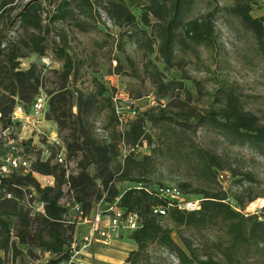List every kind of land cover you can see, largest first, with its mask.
Returning <instances> with one entry per match:
<instances>
[{
  "label": "rangeland",
  "instance_id": "374dc122",
  "mask_svg": "<svg viewBox=\"0 0 264 264\" xmlns=\"http://www.w3.org/2000/svg\"><path fill=\"white\" fill-rule=\"evenodd\" d=\"M52 1L50 5L49 0H14L0 7V33H5L8 19L24 7L43 6V29L23 25L17 16L4 37L1 49L7 52L15 47L24 56L18 68L34 66V71L18 95L16 85L6 78L0 55V119L3 127L10 126L15 135L25 138V153L45 161L38 148L42 138L30 125L14 122L12 113L16 104L24 112L31 111L40 93L48 97L40 128L57 132L68 150L70 144L73 147L71 184H64L67 177L60 165L55 173L61 181L59 202L67 209L64 235L68 241L75 230L80 239L87 229L77 210H71L75 201L87 214L92 195L94 204L107 201L113 185L123 194L141 185L175 184L186 199L203 201L207 193L218 192L237 212L230 219L218 213L200 227L198 216L188 226L176 225L169 216L161 218L189 257L185 264H264V148L241 142L209 122L226 120L235 111L247 114L250 124L264 132V38L261 41L237 13L248 10L252 17L263 19L264 26V0H188L183 19L213 13L215 32L207 42H197L177 29L170 63L160 51L161 28L154 16L150 15L149 25L144 24V6L150 0H90L84 5L83 0H69L65 19H55L47 32V23L63 0ZM120 4L136 15L135 27L115 22ZM37 37L45 47L44 55L31 53ZM61 47L77 63L73 79L65 75V59L57 55ZM202 116L209 120L198 123L197 117ZM130 131L133 134L128 135ZM76 134L81 146L74 142ZM135 134L138 139L133 138ZM86 155L93 160L89 166ZM219 170L227 171V183L218 181ZM85 171L97 176L96 183L83 181ZM97 186L102 194H93ZM31 214L35 227L37 215ZM9 220L16 233L19 219L11 216ZM35 231L29 242L34 241ZM126 234L122 232L109 244L90 246L83 255L87 264H182L175 253L159 245L134 262L132 252L138 245ZM51 258L52 253L33 242L26 252L14 253L13 263L51 264Z\"/></svg>",
  "mask_w": 264,
  "mask_h": 264
},
{
  "label": "trees",
  "instance_id": "16d2710c",
  "mask_svg": "<svg viewBox=\"0 0 264 264\" xmlns=\"http://www.w3.org/2000/svg\"><path fill=\"white\" fill-rule=\"evenodd\" d=\"M13 2L14 0H0V7L11 5ZM52 2V0H49L50 5ZM133 2L134 1H132V3ZM149 2L150 3L148 5L144 6L145 10L142 15L144 24H150V15L154 16L156 19L157 25L161 28L160 51L162 55H164L163 57L167 63H170L171 57L173 56V45L176 39L177 29L181 28L188 36H190V38L197 42H207L215 32L213 13H208L205 17L199 19L187 21L183 19L186 11L189 10L187 9L189 4L188 0H150ZM70 4L71 2L69 0H63L62 3L57 6L60 13L57 11V13L53 15L51 21H48L45 31L50 32L55 19H65L67 14L65 9H69ZM84 4H91V2L90 0H83V5ZM42 9L43 6L41 3L34 6L24 7L20 13L8 19V25L5 33H0V55L4 56L6 64L5 75L9 82L16 85L18 95L21 93L19 88H23L25 79L30 80L32 78L34 66L28 70L16 71V68L19 66V62L15 60L18 56V50L15 47H8V51L6 52L4 49H1V45L4 43V37L7 36L10 26L15 20H17V16H20L21 23L23 25H30L39 30L43 29L40 20ZM116 9L118 13L115 15V22L120 27L125 25L133 27L136 26L137 17L128 5H117ZM237 13L243 17L245 22L250 27L256 30L258 38L262 41L264 38L263 19L252 17L248 10L244 11L239 9ZM144 34L147 35V32L144 31ZM37 38L38 40L35 39L34 51L40 55H44L46 52L45 47L40 43L41 38ZM62 40H64V43L67 44L65 36L62 37ZM57 55L65 59V75L67 77L70 75L71 79H73V74H75V71L78 68L73 55L68 54L64 47L59 49ZM102 90L105 91L106 89L103 88ZM71 96L72 98L75 97L73 91H71ZM197 118L198 123L207 122L209 120L207 117L203 116L201 118ZM75 122L79 131H81L82 125L79 116L75 117ZM209 122L212 126L225 131L230 134L231 137L236 138L241 142H246L248 145L251 144L257 148H264L262 147L264 144V132L262 130L255 129L250 124L247 114L231 111L230 114L227 115L226 120H218L217 118H214L213 120H209ZM9 123H11V119H9ZM131 134H133V132H128V135ZM76 136L77 134L74 136V142L77 146H81L79 143V137ZM138 137L139 134H135L133 138L138 139ZM69 150V154L71 156L73 150L71 144L69 145ZM86 158L88 160L87 165H91L93 160L89 155H86ZM34 165L37 171L46 174H55L58 169V164H52L50 160L43 161L39 159ZM81 176L85 183L92 180L96 183V175H92L91 173L85 171ZM121 179L123 180V178ZM29 182H33L34 188L38 190L37 192L40 194L41 199L47 203L46 213L44 215H37V224L35 227H33L31 222L29 211L21 206L16 200V198H22L24 195V192L19 187H23ZM147 187L148 186L143 185L141 188H130L121 194L115 185H113V194L111 195V198L107 199V201L111 202L119 197V204L129 211L137 212L143 222V226L140 229L133 232H127V234L124 233L126 235H130V237L134 239L135 243L138 245V249L132 252L133 256L131 258L135 262L141 255H143V253L147 252L150 247L159 245L175 253L176 256L182 260V264H185V260H189V257H187L185 251L178 245L177 241H175L172 231L161 223V218L164 216H159L153 213V207L155 205H166L167 201L150 194L146 190ZM60 188L61 181H58L56 187L41 188L37 180L31 174L22 176L15 174L2 180L0 184L1 194H13L14 198H5L0 200V264H6L1 251H5L6 253L8 251H13V256L14 253L21 254L24 252L19 248V246H17V243L15 241L13 242L11 239L13 236L11 230V220H9L11 216H16L19 219L18 231H16L15 234L24 245V248L29 249L30 244L36 242L39 247L46 251L61 254V259L68 256V252H65V250L68 246V242L70 243V241H68V238L64 235L65 225L67 223V219H65L67 209L59 202ZM96 191L100 192L99 194L103 193L100 186L96 187L93 194L96 193ZM224 200L225 198L218 192L207 193L205 199L202 201L200 210L184 211L172 207L168 215L165 216H169L170 219H172V221L178 226H188L194 224L193 218L198 216L201 221L196 224L199 225V227L207 218L217 215L218 213L222 214L226 219H230V217L233 218V214H236L237 212L234 211L230 207L229 203ZM94 201L95 194L92 195L90 202L86 206L89 211L96 205L94 204ZM262 225H264V223H262ZM33 230H36L34 234V241L31 240L29 242L28 237L31 236ZM262 235L264 238V228L262 229ZM49 263L57 264L58 261L52 260Z\"/></svg>",
  "mask_w": 264,
  "mask_h": 264
},
{
  "label": "built area",
  "instance_id": "2783aa9c",
  "mask_svg": "<svg viewBox=\"0 0 264 264\" xmlns=\"http://www.w3.org/2000/svg\"><path fill=\"white\" fill-rule=\"evenodd\" d=\"M2 47L5 48L4 43ZM47 96L44 93L36 95L33 102L31 111L24 112L18 104L12 113V120L14 122H23L25 125H30L38 137L42 138L41 146L38 148L41 151V155L45 159H53L54 162L60 165L66 173V184H71L70 168L72 167V159L69 154L66 143L60 138L57 132L48 133L40 128L41 124L45 120L44 112L47 109ZM20 111V113H19ZM134 112H136L134 110ZM1 116V115H0ZM12 127H3L0 119V184L3 179L9 178L15 174L28 175L31 174L39 183L41 188L56 187L58 184L57 175L54 173H42L36 170L35 162L37 159L30 154H27L23 150V144H25L24 137L15 135L11 130ZM55 147V151L52 152L51 148ZM217 179L221 183H227L229 176L227 171L219 170L217 173ZM143 185L139 186L141 188ZM24 195L22 198H16L21 206L29 211L31 215H44L46 213V204L38 194V190L34 187H19ZM146 190L157 196L159 199L166 200V205H155L153 207V213L159 216L168 215L172 207L186 211H197L201 209L202 199H186L184 191L175 184L157 185L155 188L147 187ZM5 198H14L13 194H1L0 200ZM119 197L114 201H102L96 204L91 210L84 214L81 202H74L71 210H77L81 223L87 225V229L84 234L78 239L77 230L74 232V238L70 241L66 247L65 252H68V256L61 259V254L46 251L47 254H51L54 258L52 260L58 261L57 264H87L83 255L86 254V250L97 243L109 244L115 240L122 232H133L140 229L143 226V222L140 215L135 211H129L122 207ZM104 205L102 208L101 205ZM12 241L17 243L19 248L26 252L27 248H24L23 244L12 231ZM64 252V253H65ZM6 264L13 263V251L2 252ZM29 264H34L33 261Z\"/></svg>",
  "mask_w": 264,
  "mask_h": 264
},
{
  "label": "crops",
  "instance_id": "0c3cea01",
  "mask_svg": "<svg viewBox=\"0 0 264 264\" xmlns=\"http://www.w3.org/2000/svg\"><path fill=\"white\" fill-rule=\"evenodd\" d=\"M31 53H33V54L35 53L36 54V52H33V51ZM23 57L24 56L21 55L20 52H19L17 58L15 59L16 61H18L20 63L21 66L23 65V64H21V61H22ZM19 70H24V69H19ZM25 70H28V69H25Z\"/></svg>",
  "mask_w": 264,
  "mask_h": 264
}]
</instances>
